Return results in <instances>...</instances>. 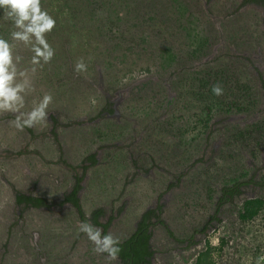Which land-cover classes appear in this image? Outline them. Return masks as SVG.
Segmentation results:
<instances>
[{"label":"rangeland","instance_id":"obj_1","mask_svg":"<svg viewBox=\"0 0 264 264\" xmlns=\"http://www.w3.org/2000/svg\"><path fill=\"white\" fill-rule=\"evenodd\" d=\"M42 7L57 21L46 37L55 55L32 76L22 111L46 93L53 101L44 125L23 132L10 123L15 115L0 114V264H108L65 201L77 182L86 216L103 208L100 221L120 242L156 210L149 264H264V4ZM13 30L0 9V37L11 42ZM15 53L31 67V51L17 44ZM81 58L87 70L78 73ZM16 191L51 205L19 204ZM248 201L260 207L244 219Z\"/></svg>","mask_w":264,"mask_h":264},{"label":"clouds","instance_id":"obj_2","mask_svg":"<svg viewBox=\"0 0 264 264\" xmlns=\"http://www.w3.org/2000/svg\"><path fill=\"white\" fill-rule=\"evenodd\" d=\"M0 9L5 19L12 22L14 30L10 33L11 42L0 37V114H13L15 119L11 125L20 132L25 128H37L47 121L49 105L53 96L46 93L30 111H22L25 107V97L34 91L32 76L37 68L49 63L55 50L47 40V34L56 27V19L47 9L42 7V0H0ZM17 44H22L32 53L30 68L20 67L23 57L15 53ZM87 65L83 59L75 64V71L85 72ZM223 87L215 84L212 92L216 96L223 95ZM95 104V98H90ZM79 230L93 244V251L106 254L108 264L119 259L121 252L119 238L111 232L103 234L102 229L90 222H82Z\"/></svg>","mask_w":264,"mask_h":264},{"label":"trees","instance_id":"obj_3","mask_svg":"<svg viewBox=\"0 0 264 264\" xmlns=\"http://www.w3.org/2000/svg\"><path fill=\"white\" fill-rule=\"evenodd\" d=\"M246 2H254L257 4H264V0H245ZM84 161H89L91 164H95L97 159L94 154L88 155ZM87 167V166H86ZM79 181V180H78ZM81 188L79 182H77L70 193L65 197L66 202H70L75 208H77L78 213L84 222H90L92 225H101L104 228L103 234H107V228L109 222L103 223L100 221L104 213L103 208H97L91 212L87 217L80 203L78 197V191ZM16 200L19 204L31 205L34 207H42L51 205L48 199L41 196L27 195L21 191H16ZM260 207V202L258 201H248L245 205V211L242 214V218H251L255 216ZM153 216H159L156 210L146 211L138 223L136 231L131 237L122 241L119 245L121 252L119 257L123 264H149L151 262V257L153 255V250L151 247L150 239L152 233L149 231V226L151 224V218Z\"/></svg>","mask_w":264,"mask_h":264},{"label":"flooded vegetation","instance_id":"obj_4","mask_svg":"<svg viewBox=\"0 0 264 264\" xmlns=\"http://www.w3.org/2000/svg\"><path fill=\"white\" fill-rule=\"evenodd\" d=\"M118 100L119 99H116V100H113V104H111L110 106H109V110H113V114L115 115V114H118L117 113V107H116V104H117V102H118ZM90 155V154H89ZM238 185V184H237ZM243 185H245V181L244 180H242L241 182H240V184H239V186H235L234 188L232 187V188H228V189H226L225 190V192H224V196L225 197H228L229 199H231L232 198V193L231 192H233L235 189H236V193H239L240 192V190L242 189L241 187H243ZM70 203V202H69ZM149 210H152V209H149ZM148 211V210H147ZM153 219V218H152ZM152 258V257H151Z\"/></svg>","mask_w":264,"mask_h":264}]
</instances>
